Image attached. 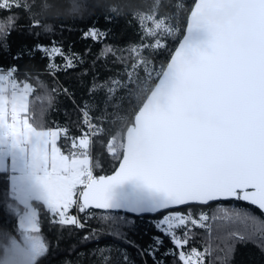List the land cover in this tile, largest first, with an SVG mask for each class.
I'll return each instance as SVG.
<instances>
[{
    "label": "trees",
    "instance_id": "trees-1",
    "mask_svg": "<svg viewBox=\"0 0 264 264\" xmlns=\"http://www.w3.org/2000/svg\"><path fill=\"white\" fill-rule=\"evenodd\" d=\"M193 1L0 0V72L11 69L13 81L32 85L25 114L34 127L67 130V138L58 141L61 151H87L92 175L107 174L121 156L124 130L183 33ZM90 30L103 38L86 39ZM53 45L75 66L67 68L61 56L50 63L44 49ZM84 135L86 150L78 147L77 138ZM31 204L39 231L26 233L18 226L25 207L11 194L9 170H0V244L18 248L28 234L36 235L39 241L30 247L38 264H182L159 223L166 212L134 216L91 210L79 214L82 224L75 226L53 220L43 203ZM225 208L249 213L255 226L210 219L209 232L190 225L184 251L202 253L203 264H264L259 233L264 215L255 207L227 200L168 211L198 220L201 213L220 216ZM75 212L73 207L69 214ZM185 231L177 234L183 237Z\"/></svg>",
    "mask_w": 264,
    "mask_h": 264
},
{
    "label": "snow or ice",
    "instance_id": "snow-or-ice-1",
    "mask_svg": "<svg viewBox=\"0 0 264 264\" xmlns=\"http://www.w3.org/2000/svg\"><path fill=\"white\" fill-rule=\"evenodd\" d=\"M248 2L264 28V0ZM207 10V6L202 7L193 15L202 17ZM103 36L91 30L85 38L99 42ZM212 49L197 53L187 42L180 45L161 80L165 94L168 89L172 90L166 95L167 103L162 96L160 102L141 114L144 136H138L123 150L118 170L101 179H93L87 151L65 155L58 147L61 136L67 138V130H38L27 116L22 117L29 108L27 98L33 91L31 84L23 82L24 91L15 95L11 107L0 99V133L6 134L14 146L32 142L33 167L40 172L37 181L53 220L63 225L82 224L77 216L69 214L73 207L86 214L93 209L104 211L109 207L113 185L136 178L166 193L168 202L162 209L166 212L163 215L166 234L174 245L171 254L182 264H203L202 253L196 249L184 251L190 225L209 232L210 219L221 225L241 221L255 226L256 218L249 213L226 208L222 215L212 218L201 213L198 220L190 213L168 211L185 205L238 200L264 213V61L241 80L234 75L221 45L214 42ZM45 54L50 63L55 55L66 60L67 68L75 66L59 47L46 48ZM2 80L0 76V82ZM197 103L222 109L225 123L218 126L189 119L187 112ZM85 123L94 127L88 120ZM145 136L150 139L147 150L143 147ZM77 139L78 147L86 150L87 135ZM77 139L71 142L73 148L77 147ZM261 224L264 225V221ZM180 228L186 229L183 237L177 234ZM32 231L39 229L33 226ZM259 233L264 236V227Z\"/></svg>",
    "mask_w": 264,
    "mask_h": 264
},
{
    "label": "water",
    "instance_id": "water-1",
    "mask_svg": "<svg viewBox=\"0 0 264 264\" xmlns=\"http://www.w3.org/2000/svg\"><path fill=\"white\" fill-rule=\"evenodd\" d=\"M205 6L208 10L204 16L193 15L194 11ZM185 42L197 53L211 52L213 43H219L234 75L241 80L246 78L256 65L264 61V28L260 26L257 17L251 12L248 0H194L187 14L181 37L134 113L132 123L124 130L122 152L116 166L111 172L93 176V179L113 175L118 170L123 158V150H127L138 136H144L140 120L141 114L160 102L162 96L164 97L163 102L167 103L166 95H170L172 90L168 89L165 94L161 80L164 79L180 45ZM187 115L189 119L197 122H210L218 126L225 123L223 110L207 104H193ZM143 147L145 150L150 148V139L146 136ZM167 202L166 193L150 187L140 179L133 178L113 185L109 193V207L104 211L123 212L134 216L154 215L162 212V209L167 206ZM215 202L221 201H213L209 204ZM262 214L264 215V213Z\"/></svg>",
    "mask_w": 264,
    "mask_h": 264
},
{
    "label": "rangeland",
    "instance_id": "rangeland-1",
    "mask_svg": "<svg viewBox=\"0 0 264 264\" xmlns=\"http://www.w3.org/2000/svg\"><path fill=\"white\" fill-rule=\"evenodd\" d=\"M51 47L48 48L50 49ZM53 57H55V55ZM5 79L6 78H4V80ZM7 81L8 80L6 79L5 82L7 83ZM2 84L3 83L0 82V88L3 86ZM10 84L12 86L19 85L13 81L12 76ZM23 116L27 115L23 113L22 117ZM31 150V141L14 146L6 134L0 133V170H10L9 183L11 194L25 207L24 211L18 217V226L26 233L34 232L32 231V228L33 226L36 227L35 209L32 206L31 201L37 200L43 203V205L47 208L43 198V189L37 181V176L40 175V172L33 167ZM165 220L166 218L162 217L159 220V223H161L164 228L167 229L165 227ZM30 234H28V237H24L23 242L27 243L29 246H36L39 240L36 235Z\"/></svg>",
    "mask_w": 264,
    "mask_h": 264
},
{
    "label": "clouds",
    "instance_id": "clouds-1",
    "mask_svg": "<svg viewBox=\"0 0 264 264\" xmlns=\"http://www.w3.org/2000/svg\"><path fill=\"white\" fill-rule=\"evenodd\" d=\"M38 260L39 257L23 241L19 242L18 248H6L4 244H0V264H38Z\"/></svg>",
    "mask_w": 264,
    "mask_h": 264
},
{
    "label": "crops",
    "instance_id": "crops-1",
    "mask_svg": "<svg viewBox=\"0 0 264 264\" xmlns=\"http://www.w3.org/2000/svg\"><path fill=\"white\" fill-rule=\"evenodd\" d=\"M0 76H3V80L1 82L3 83L2 84L3 86L0 88V99L7 101L8 106L11 107V104H12V101L14 100L15 95L22 94L24 91L25 85L23 84L16 85L18 88V91L16 93H11L10 92V87H12V85L10 84L11 79H7L6 76L2 72H0ZM4 78L8 80L7 83L5 82L6 79L4 80Z\"/></svg>",
    "mask_w": 264,
    "mask_h": 264
},
{
    "label": "built area",
    "instance_id": "built-area-1",
    "mask_svg": "<svg viewBox=\"0 0 264 264\" xmlns=\"http://www.w3.org/2000/svg\"><path fill=\"white\" fill-rule=\"evenodd\" d=\"M13 72H14L13 70L8 69V70H5V71L2 72V73L6 76L7 79H9V78L12 76ZM17 91H18L17 86H12V87H10V92H11V93H16ZM75 209H76V208H75ZM79 214H81V213H79V212L77 211V209H76L75 216L78 217Z\"/></svg>",
    "mask_w": 264,
    "mask_h": 264
}]
</instances>
